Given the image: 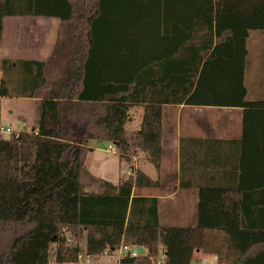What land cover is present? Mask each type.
<instances>
[{"label": "trees", "instance_id": "16d2710c", "mask_svg": "<svg viewBox=\"0 0 264 264\" xmlns=\"http://www.w3.org/2000/svg\"><path fill=\"white\" fill-rule=\"evenodd\" d=\"M110 6L129 11L125 28L108 29ZM27 15L59 26L48 62L0 59V96L14 95L12 67L22 64L41 98L31 129L0 134V264H74L84 236L87 255L143 247L119 264H154L160 247L164 264H195V229L222 231L237 251L231 264H264V188H201L195 228L161 226L157 198L132 194L157 180L135 170L113 184L85 164L89 143L105 141L126 161L147 153L158 170L163 104L242 108L245 132L248 113L264 119L244 80L264 0H0V39L4 16ZM150 19L162 26H145ZM64 57L59 76L46 77ZM136 106L140 128L127 137Z\"/></svg>", "mask_w": 264, "mask_h": 264}, {"label": "crops", "instance_id": "0c3cea01", "mask_svg": "<svg viewBox=\"0 0 264 264\" xmlns=\"http://www.w3.org/2000/svg\"><path fill=\"white\" fill-rule=\"evenodd\" d=\"M126 11L125 7L119 9L110 6L106 22L108 29L116 31L125 28L124 26L128 23V20L132 18L128 15L129 11ZM145 22V26L146 24H154L157 27L162 26L161 22H153V19ZM172 24L171 21L168 26L172 27ZM58 26L59 19L55 17L4 16L0 39V59H9L17 63L25 61L48 62L53 52ZM255 31L264 33V31ZM257 42L259 44L255 45L253 54L248 52L246 56L244 80H246L251 68L252 81L248 83L250 90L247 89L251 97L249 100L264 101V40L261 38V40H256L255 43ZM109 44L114 46L111 41H108ZM64 64H67L66 57L57 60L55 65L49 67L47 69L48 75L45 76L55 75L58 77ZM22 69V64L13 65L12 67L10 77L12 86L15 88L14 95L0 96V126H5V122H10L12 114L14 112L18 113L19 110L33 111L32 126L36 122L37 103L41 98L35 96L37 91L35 71H28L25 74ZM0 77H3L2 71H0ZM5 99L13 100L11 103L6 104V109L3 108ZM136 107H139L141 111L139 120L135 123V132L140 128L143 113L142 106ZM131 120V117H129L125 131L126 128L130 129L129 122ZM26 121L25 119L21 121L17 133L22 131L21 128L24 125H27ZM130 135L131 133L129 135L126 133L127 137H130ZM89 147L92 151L93 145L89 143ZM106 150L109 151L108 146ZM263 160L264 119L262 113L255 111L248 113L245 132L244 111L242 108L163 104L159 169L156 170L153 166L154 173L147 172L148 170H145L148 168L146 164L149 162L147 153L139 151L132 158L133 163L129 168L124 165V172L126 171L128 175H132L135 170H140L150 179L158 181V185L155 187H134L132 194L156 197L160 225L174 226L161 224V218L164 217L167 221L174 220L181 223L197 220L199 191L201 188H244L254 191L264 188V184L263 186L259 185L261 181L264 182ZM88 171L93 174L89 169ZM93 175L109 181L101 175ZM121 178L123 177L119 176L116 183ZM254 197L259 199L257 205H260V196L255 193ZM195 225L196 221L179 227L195 228ZM194 232L195 230L191 232V237ZM213 235L219 236L218 233H213ZM223 236L224 233L220 235V241ZM193 240L199 243V247L194 251V257L197 255L195 259L199 258L195 264L205 262L216 264L213 258L216 254L211 258L201 254L200 247L207 246L206 241L202 239ZM85 245L84 236L79 242V256L74 264H119L118 250L111 254L104 252L100 255H87ZM82 248L86 254L85 256L81 253ZM224 249L226 250L227 246ZM160 250V254H163V247H160ZM49 264L65 263L50 262Z\"/></svg>", "mask_w": 264, "mask_h": 264}, {"label": "rangeland", "instance_id": "374dc122", "mask_svg": "<svg viewBox=\"0 0 264 264\" xmlns=\"http://www.w3.org/2000/svg\"><path fill=\"white\" fill-rule=\"evenodd\" d=\"M261 38L264 40V33L256 32L255 30L251 31L249 34V37L247 39V48L248 52L250 54H253L255 45H258L259 42L255 43L256 40H261ZM249 63L251 64L250 60ZM247 81V82H246ZM252 81V75H251V68L247 74L245 85L248 90L249 84ZM247 99H251L249 94H247ZM13 100L11 99H5L3 108L6 109V104L11 103ZM141 109L139 107L131 108L129 111V117H131L130 123V129L126 128V133L129 135V133L134 134L135 133V123L139 120ZM33 111H27V110H19L18 113H13L10 117V122H5V126L10 128L11 131H17L20 128L21 121L23 119L27 120V125H24L21 129L22 130H29L32 127L31 120L33 117ZM34 126V125H33ZM133 130V131H132ZM130 135V136H131ZM4 137H9V134L5 133L3 135ZM111 144L110 142L107 143L105 141L102 142H90V145H93V150L88 154L87 160H86V166L88 169L95 175H101L103 178L116 183L119 176L125 177L128 176L127 172H124V168L132 165V159L130 158L128 161L121 158L118 153L117 149L116 151H107V146ZM125 165V167H124ZM145 170H148L147 172L154 173V167L152 164L147 162ZM123 167V172H122ZM128 171V170H127ZM150 174V173H149ZM95 189V188H94ZM196 221V220H195ZM195 221H186V223H181L179 221H167L166 219L161 218V224H170L174 226H184L188 224H192ZM191 222V223H188ZM213 233H218L219 236L213 235ZM220 235H223V232L220 230H207V229H195V232L192 234L193 239H202L206 241L207 246H201V254L206 255L207 258H211L214 254L218 256V259L216 260V264H231V262L237 257V251L236 249L227 246V249L225 250L224 246L220 241ZM81 253L83 256H85V252L83 248L81 249ZM196 255V254H195ZM197 255L195 256V258ZM198 259H195L197 262ZM224 262V263H223ZM203 264H210V263H203Z\"/></svg>", "mask_w": 264, "mask_h": 264}, {"label": "built area", "instance_id": "2783aa9c", "mask_svg": "<svg viewBox=\"0 0 264 264\" xmlns=\"http://www.w3.org/2000/svg\"><path fill=\"white\" fill-rule=\"evenodd\" d=\"M5 133L7 134H17V132H13L11 131L10 128L8 127H5V126H0V134L3 136ZM108 150L109 151H116V146L111 143L108 145ZM129 172V170H128ZM130 173V172H129ZM138 246H124V245H121L117 250L119 252V261L121 258H124V257H137L139 255H141L139 252H138ZM214 261H216L217 259V256L215 255L214 257ZM154 264H164V254H160L157 258V260L154 262Z\"/></svg>", "mask_w": 264, "mask_h": 264}, {"label": "water", "instance_id": "95a60500", "mask_svg": "<svg viewBox=\"0 0 264 264\" xmlns=\"http://www.w3.org/2000/svg\"><path fill=\"white\" fill-rule=\"evenodd\" d=\"M138 252L140 253V254H143L144 253V249H143V247L142 246H138Z\"/></svg>", "mask_w": 264, "mask_h": 264}]
</instances>
